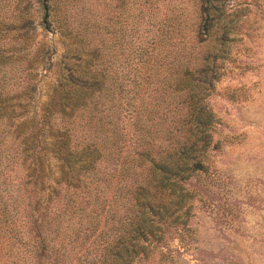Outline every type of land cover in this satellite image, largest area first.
I'll return each instance as SVG.
<instances>
[{
    "label": "trees",
    "instance_id": "trees-1",
    "mask_svg": "<svg viewBox=\"0 0 264 264\" xmlns=\"http://www.w3.org/2000/svg\"><path fill=\"white\" fill-rule=\"evenodd\" d=\"M37 1L52 27L55 4ZM230 1L198 0L187 33L142 0L128 45L94 40L91 22L63 12L71 59L47 92L38 65L51 67L53 49L34 45L27 1L0 10V264H196L188 250L197 264H236L229 243L191 223L198 189L221 183L209 172L220 141L208 96L254 29ZM217 205L215 228L234 227L233 208Z\"/></svg>",
    "mask_w": 264,
    "mask_h": 264
},
{
    "label": "rangeland",
    "instance_id": "rangeland-1",
    "mask_svg": "<svg viewBox=\"0 0 264 264\" xmlns=\"http://www.w3.org/2000/svg\"><path fill=\"white\" fill-rule=\"evenodd\" d=\"M26 1L34 18V45L44 44L45 48L53 49L51 67L47 69L38 65L39 75L45 73L42 78L44 92L49 90L48 84L55 78L57 62L71 59L63 54L67 42L73 40L70 33L61 29L62 21L59 20L63 12L70 13L75 27L91 22L93 27L90 29L99 31L98 34L93 33L94 40L105 37L108 42H115V38H119L116 45L120 42L128 45L134 39L132 27L135 17L141 8L146 13L149 9L144 7L142 0H51L56 5L50 11L52 27H45L40 23L42 12L38 1ZM152 1L155 7L152 12L157 18L164 10L176 14L177 18L184 20L183 28L187 33L196 21L198 0ZM12 2L0 0V10L9 13L14 5ZM230 3L227 7H243L242 20L254 29H251L250 36L243 34L240 41L233 43L230 55L224 61L223 74L208 96L216 118L213 137L220 141L219 147L210 151L209 172L215 174L221 183L212 184L217 193L200 186L197 191L200 194L192 199L194 214L191 223L198 227L200 239H224L229 243L230 250L239 254L236 264H264V240L261 238H264V0H231ZM171 39L177 40V35ZM106 56L102 54L101 59ZM45 97V94L41 96ZM191 180L195 183V177ZM199 195H202L201 200ZM205 199L207 201L203 204ZM218 202L231 206L235 211L234 227L223 224L222 231L215 228L213 216ZM236 227L239 230H235ZM224 233L229 235V239L224 238ZM183 256L198 263L194 258L197 255L191 250Z\"/></svg>",
    "mask_w": 264,
    "mask_h": 264
}]
</instances>
